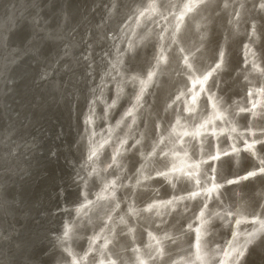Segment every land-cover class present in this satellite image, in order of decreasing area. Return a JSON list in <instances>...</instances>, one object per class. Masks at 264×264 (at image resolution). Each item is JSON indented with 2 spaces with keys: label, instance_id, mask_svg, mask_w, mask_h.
Instances as JSON below:
<instances>
[{
  "label": "bare ground",
  "instance_id": "bare-ground-1",
  "mask_svg": "<svg viewBox=\"0 0 264 264\" xmlns=\"http://www.w3.org/2000/svg\"><path fill=\"white\" fill-rule=\"evenodd\" d=\"M0 264H264V0H0Z\"/></svg>",
  "mask_w": 264,
  "mask_h": 264
},
{
  "label": "rangeland",
  "instance_id": "rangeland-1",
  "mask_svg": "<svg viewBox=\"0 0 264 264\" xmlns=\"http://www.w3.org/2000/svg\"><path fill=\"white\" fill-rule=\"evenodd\" d=\"M119 33H120V35H119V37H117V38H115V40L112 42V44H111V47H110V55H112L113 54V56H116L117 55V52H118V47L120 46V43H121V40L123 39V37H125L124 35H125V32H123V31H119ZM121 36H122V39H121ZM126 39V38H125ZM118 41V42H117ZM116 48H117V51H116ZM109 49L108 48H105V52H107ZM112 56V57H113ZM76 74V73H75ZM74 74V75H75ZM71 75L72 74H70V75H68V77H67V79L69 80L70 78H71ZM68 85V83L66 82L63 86L64 87H66ZM160 86L158 85V87L157 88H159ZM109 92V91H108ZM156 92V91H155ZM143 131H145V130H143L142 129V133H141V135H142V137L144 138V132ZM139 139V138H138ZM137 139V140H138ZM131 150H129V152H130ZM132 153V151L130 152V154ZM53 174L52 173H49L48 174V177H50V176H52ZM40 179H44V178H41V176L38 178V179H36V180H33L32 182H34L33 184H31V185H34L35 187L36 186H38V185H36L38 182H40L41 180ZM81 211H82V209H77V211H76V214L77 215H80L79 213H81ZM54 213V211H51V212H47V213H45V215H47V217H49V216H51L52 214ZM111 215H113V213L111 214ZM57 242L58 241H60V237H58L57 239Z\"/></svg>",
  "mask_w": 264,
  "mask_h": 264
}]
</instances>
